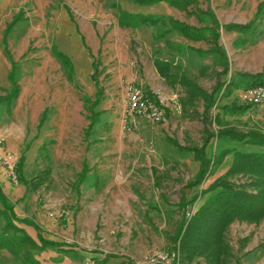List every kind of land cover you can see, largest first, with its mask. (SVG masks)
<instances>
[{
  "label": "rangeland",
  "instance_id": "obj_1",
  "mask_svg": "<svg viewBox=\"0 0 264 264\" xmlns=\"http://www.w3.org/2000/svg\"><path fill=\"white\" fill-rule=\"evenodd\" d=\"M195 1L187 13L132 0H0V154L11 155L18 177L14 181L1 162L0 187L17 217L38 232L18 227L32 229L36 240L39 233L59 244L44 251L45 257L52 255L44 263L67 258L71 264H94L111 256L109 264L126 259L145 264L153 251L172 253L184 214H193L201 201L185 211L179 203L191 201L227 172L230 157L197 190L188 187L199 163L179 147L202 146L203 103L185 109V90L167 82L155 66L156 59L173 62L178 73L210 93L223 68L195 50L208 51L211 44L176 33L161 40L153 28L122 27L114 7L119 3L131 13L195 28L206 25L199 10H211L224 27L255 22L264 0ZM256 23L257 37L250 35L242 46L240 33L220 30L227 79L237 73L264 75V23ZM97 61L99 88L92 78ZM131 84L163 101L165 124L126 121L125 93ZM221 104L245 105L243 91ZM227 121L242 132L264 130V109ZM217 129L213 125L212 131ZM227 239L233 253L228 264H264V221L235 222ZM0 264L19 263L0 251Z\"/></svg>",
  "mask_w": 264,
  "mask_h": 264
},
{
  "label": "trees",
  "instance_id": "obj_2",
  "mask_svg": "<svg viewBox=\"0 0 264 264\" xmlns=\"http://www.w3.org/2000/svg\"><path fill=\"white\" fill-rule=\"evenodd\" d=\"M138 6H154L161 3L190 13V7L196 5L195 0H132ZM118 19L122 27L155 29L156 38L164 39L176 33L188 41H207L211 44L208 51L195 50L200 57L213 56L216 65L223 68L212 92L199 87L187 75L178 73L173 62L155 60V66L167 82L175 86L179 84L186 92L182 100L183 107L194 108L198 102L203 103L204 139L201 147H179L182 151L192 153L199 163V169L189 188L198 189L206 179L218 171L230 157L227 172L216 179L206 189L197 191L191 201L183 199L178 208L185 211L201 201L191 219L181 221L173 238L172 252L179 255L182 264H192L200 259L206 264H228L233 259L232 247L227 239L231 225L235 222L259 225L264 221V130L250 129L239 131L229 125L227 118L246 115L256 108L248 104H221L235 91L246 92L252 88L264 86V75L237 73L227 79L230 72L227 54L222 47L220 30L238 32L243 37L240 46L246 44L248 37H257L258 24L264 23V1L260 4L255 22L248 25H226L222 27L211 10H199L198 18L205 22L202 28H195L172 18L160 15L131 13L122 9L117 3ZM264 25L262 26V28ZM93 80L97 88L98 61L94 62ZM173 70H175L173 72ZM223 76L225 78H223ZM96 103L98 101H95ZM213 110L216 111L213 114ZM96 119V118H95ZM97 120V119H96ZM92 120L90 128L95 124ZM213 125L218 129L212 131ZM176 144L171 139L169 140ZM22 165V163H19ZM86 169V168H85ZM16 223L33 226L19 219L14 207L0 187V251L13 255L19 264H40L36 254L48 249L58 248L59 244L47 241L38 233L37 241ZM38 232V228L33 226ZM60 248V247H59ZM34 253V254H33ZM111 256L96 259L94 264H109ZM179 261V263H180ZM117 264H135L130 259Z\"/></svg>",
  "mask_w": 264,
  "mask_h": 264
},
{
  "label": "built area",
  "instance_id": "obj_3",
  "mask_svg": "<svg viewBox=\"0 0 264 264\" xmlns=\"http://www.w3.org/2000/svg\"><path fill=\"white\" fill-rule=\"evenodd\" d=\"M243 98L246 104L261 108L264 107V86L252 88L243 93ZM125 116L126 121L135 122L137 118L145 119L151 124L161 125L167 122L166 109L163 101L153 94L144 91L142 85L131 84L127 87L125 93ZM4 140L0 138V150L3 149ZM0 154V163L7 166L14 181L18 179L16 167L13 158L9 154ZM193 214H188L187 218L191 219ZM179 255L175 252L153 251L145 264H179ZM91 264V263H85Z\"/></svg>",
  "mask_w": 264,
  "mask_h": 264
},
{
  "label": "crops",
  "instance_id": "obj_4",
  "mask_svg": "<svg viewBox=\"0 0 264 264\" xmlns=\"http://www.w3.org/2000/svg\"><path fill=\"white\" fill-rule=\"evenodd\" d=\"M168 140H170V139H168ZM228 168H229V166H228ZM22 229H24L26 232H27V234L33 239V240H35V241H37L36 239H35V237H34V235H33V233L31 232V231H33L32 229H30L29 227H21ZM66 251H64V253H65ZM44 253L45 252H43L42 253V255H41V257H37L36 259L39 261V262H41L42 264H46V263H44L43 261H45L46 259H50L51 258V256L52 255H50V256H48V257H45L44 256ZM51 254H53V252H50ZM55 258V257H54ZM81 259V258H80ZM51 260V259H50ZM81 260H83V259H81ZM60 262H57V263H54V264H59ZM61 264H71V261H67V258H65L64 260H63V262H61Z\"/></svg>",
  "mask_w": 264,
  "mask_h": 264
}]
</instances>
